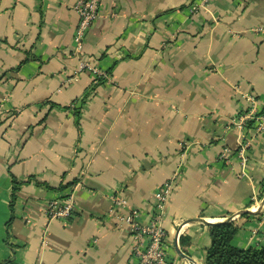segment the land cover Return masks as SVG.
<instances>
[{
    "label": "crops",
    "instance_id": "0c3cea01",
    "mask_svg": "<svg viewBox=\"0 0 264 264\" xmlns=\"http://www.w3.org/2000/svg\"><path fill=\"white\" fill-rule=\"evenodd\" d=\"M193 1L103 0L77 53V0H0V264H131L112 198L147 226L171 181L170 264H205L224 222L233 246L264 247V133L245 166L219 161L246 96L264 114V0L190 17ZM72 193L74 217L50 221Z\"/></svg>",
    "mask_w": 264,
    "mask_h": 264
},
{
    "label": "built area",
    "instance_id": "2783aa9c",
    "mask_svg": "<svg viewBox=\"0 0 264 264\" xmlns=\"http://www.w3.org/2000/svg\"><path fill=\"white\" fill-rule=\"evenodd\" d=\"M103 0H77L75 11L78 15V25L74 34V46L77 53H81L83 42L89 33L92 25L100 16ZM212 0H196L187 8L190 17L196 16L200 11L207 9ZM263 31V30H262ZM80 70H88L95 78L96 82L103 79L109 82L110 76L91 66L83 63ZM251 104L250 110L241 114L234 122L233 126L240 134L236 153L225 148L219 156V161L225 165L232 164L237 160L242 166L248 162L247 152L252 146L253 139L264 133V114L258 111L257 100L253 96H246ZM173 189V181L164 185L154 196L155 214L147 226H142L135 222L133 214H120L126 209V203L119 197L112 198V207L109 211L111 216L115 215L121 224L129 226L136 244L132 250L131 264H170L167 254V232L163 227V215L167 200ZM73 193L64 202H53L48 205L47 216L50 221L60 220L66 222L74 217Z\"/></svg>",
    "mask_w": 264,
    "mask_h": 264
},
{
    "label": "trees",
    "instance_id": "16d2710c",
    "mask_svg": "<svg viewBox=\"0 0 264 264\" xmlns=\"http://www.w3.org/2000/svg\"><path fill=\"white\" fill-rule=\"evenodd\" d=\"M208 229L211 245L206 250L205 264H264V247L243 250L233 246V240L239 231L233 222L211 225ZM181 243H184L183 239Z\"/></svg>",
    "mask_w": 264,
    "mask_h": 264
},
{
    "label": "water",
    "instance_id": "95a60500",
    "mask_svg": "<svg viewBox=\"0 0 264 264\" xmlns=\"http://www.w3.org/2000/svg\"><path fill=\"white\" fill-rule=\"evenodd\" d=\"M181 254V253H180ZM181 256H182V254H181ZM188 259V258H187Z\"/></svg>",
    "mask_w": 264,
    "mask_h": 264
}]
</instances>
